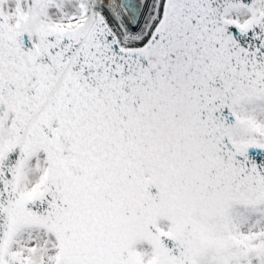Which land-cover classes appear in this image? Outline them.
<instances>
[{
    "label": "snow or ice",
    "instance_id": "snow-or-ice-1",
    "mask_svg": "<svg viewBox=\"0 0 264 264\" xmlns=\"http://www.w3.org/2000/svg\"><path fill=\"white\" fill-rule=\"evenodd\" d=\"M0 264H264V0H0Z\"/></svg>",
    "mask_w": 264,
    "mask_h": 264
}]
</instances>
